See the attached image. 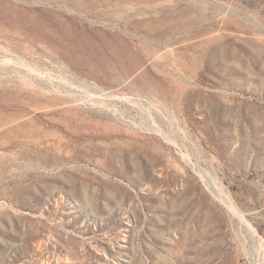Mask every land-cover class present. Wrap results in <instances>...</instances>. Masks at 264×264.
Here are the masks:
<instances>
[{"label":"rangeland","instance_id":"374dc122","mask_svg":"<svg viewBox=\"0 0 264 264\" xmlns=\"http://www.w3.org/2000/svg\"><path fill=\"white\" fill-rule=\"evenodd\" d=\"M0 264H264V0H0Z\"/></svg>","mask_w":264,"mask_h":264},{"label":"bare ground","instance_id":"6f19581e","mask_svg":"<svg viewBox=\"0 0 264 264\" xmlns=\"http://www.w3.org/2000/svg\"><path fill=\"white\" fill-rule=\"evenodd\" d=\"M140 50L143 52V48H142V46H141ZM147 55H150V53H147Z\"/></svg>","mask_w":264,"mask_h":264}]
</instances>
